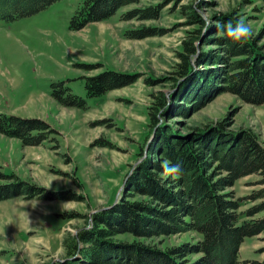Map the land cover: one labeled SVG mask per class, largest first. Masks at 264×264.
Segmentation results:
<instances>
[{
  "label": "rangeland",
  "instance_id": "obj_1",
  "mask_svg": "<svg viewBox=\"0 0 264 264\" xmlns=\"http://www.w3.org/2000/svg\"><path fill=\"white\" fill-rule=\"evenodd\" d=\"M83 1L58 0L28 17L12 22L0 19V112L46 124L45 129L33 131L44 134L38 145L0 133V172L14 177L0 179V183L20 180L41 189L34 195L0 201V264L63 260L68 256L66 237L89 229L95 212L125 196L128 177L147 155L156 132L151 118L156 96L158 92L169 96L176 88L171 78L180 62L178 54L199 27L188 17L186 7L195 8L203 20L211 19V34L217 32L223 16L243 19L264 51V0H140L108 19L71 30V16ZM148 7L158 8L157 18L126 17L132 10ZM143 29L160 32L130 37L129 33ZM200 44L196 41L200 52L220 53L215 45ZM109 70L136 81L88 97L86 78ZM56 81H65L73 93L84 97L86 107L59 102L51 87ZM189 89L193 87L182 93ZM175 104L174 112L178 111ZM176 113L158 126L170 125L180 135L194 136L223 124L226 132L251 131L264 145V103H248L224 92L197 111ZM260 179L258 174L242 177L227 191L247 199L264 187ZM199 237L187 232L141 240L167 249L195 243ZM115 239L136 238L120 234ZM263 248L264 234L246 237L239 264L262 259ZM187 257L194 262L199 254Z\"/></svg>",
  "mask_w": 264,
  "mask_h": 264
},
{
  "label": "trees",
  "instance_id": "obj_2",
  "mask_svg": "<svg viewBox=\"0 0 264 264\" xmlns=\"http://www.w3.org/2000/svg\"><path fill=\"white\" fill-rule=\"evenodd\" d=\"M56 1L0 0V19L12 22L28 17ZM139 1L84 0L71 16L69 29L81 30ZM186 9L188 17L199 27L190 33L183 51L178 54L180 62L171 78L176 88L169 96L164 92L156 96L151 113L156 132L146 158L128 177L125 196L109 208L95 212L91 230L83 228L78 235L67 236L68 256L51 264H239L240 247L246 237L264 234V187L247 199L237 197L233 190L227 191L239 179L252 174L260 175V184L264 185V145L257 136L249 130L226 132L223 124L203 130L205 137L198 136L201 132L183 136L170 125L158 126L176 112L199 110L224 92L248 103H264V51L256 39L251 36L246 43L239 44L217 32L211 34L210 27L204 31L205 20L196 9L192 6ZM157 10V7L135 9L126 17L153 19L158 17ZM229 21L235 24L237 19L232 15L221 18V24ZM159 32L143 29L129 34L132 38H143ZM196 41L201 46L215 45L221 48L220 53L200 52ZM135 81L131 75L109 70L86 78L85 88L88 97H99ZM189 86L193 89L182 93ZM51 87L54 97L62 104L86 107L87 100L73 93L65 81L53 82ZM174 103L178 105L176 112ZM45 128V122L40 119L0 112V133L19 138L26 145L41 143L44 134H33V131ZM164 159L182 164L180 178L161 174ZM12 178L0 172V179ZM40 192V188L25 181L0 183V201ZM256 200L261 201L243 209ZM187 232H195L200 237L195 243L186 242L167 249L141 240ZM120 234H132L136 239H115ZM196 253L199 257L190 262L187 256ZM249 264H264V257Z\"/></svg>",
  "mask_w": 264,
  "mask_h": 264
},
{
  "label": "clouds",
  "instance_id": "obj_3",
  "mask_svg": "<svg viewBox=\"0 0 264 264\" xmlns=\"http://www.w3.org/2000/svg\"><path fill=\"white\" fill-rule=\"evenodd\" d=\"M212 26L211 19H206L204 21V30L207 31V28ZM217 33L221 36H226L230 38L234 43L243 44L246 43L248 39L252 36L251 27L245 23L243 19H239L233 24L229 21L226 24H217L216 25ZM146 158V157H145ZM161 174L173 179L180 178L183 174V167L180 163H171L167 159H164L161 162ZM92 225H89V230H91ZM80 244H83V241H79Z\"/></svg>",
  "mask_w": 264,
  "mask_h": 264
}]
</instances>
